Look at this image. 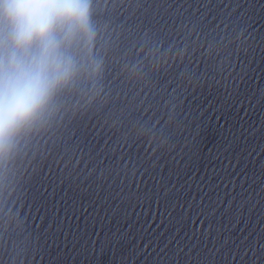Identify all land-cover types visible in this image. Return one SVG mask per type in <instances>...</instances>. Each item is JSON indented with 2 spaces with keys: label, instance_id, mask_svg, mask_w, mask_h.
<instances>
[{
  "label": "water",
  "instance_id": "water-1",
  "mask_svg": "<svg viewBox=\"0 0 264 264\" xmlns=\"http://www.w3.org/2000/svg\"><path fill=\"white\" fill-rule=\"evenodd\" d=\"M98 19L101 95L0 164V264H264V0H99ZM144 41L176 55L130 84Z\"/></svg>",
  "mask_w": 264,
  "mask_h": 264
},
{
  "label": "clouds",
  "instance_id": "clouds-1",
  "mask_svg": "<svg viewBox=\"0 0 264 264\" xmlns=\"http://www.w3.org/2000/svg\"><path fill=\"white\" fill-rule=\"evenodd\" d=\"M98 8L99 0H0V164L51 128L70 101L88 105L103 92L110 41ZM175 55L144 41L121 75L139 83Z\"/></svg>",
  "mask_w": 264,
  "mask_h": 264
}]
</instances>
